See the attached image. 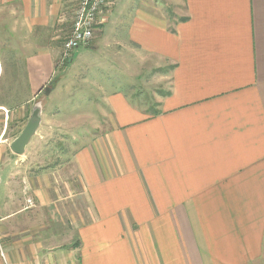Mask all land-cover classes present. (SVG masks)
Returning <instances> with one entry per match:
<instances>
[{"label": "crops", "instance_id": "0c3cea01", "mask_svg": "<svg viewBox=\"0 0 264 264\" xmlns=\"http://www.w3.org/2000/svg\"><path fill=\"white\" fill-rule=\"evenodd\" d=\"M70 1L0 0V264H264V0H185L175 32L161 1L109 2L99 70L113 23L114 45L173 65L170 94L150 115L108 80H79L96 95L65 160L77 179L52 181L67 165L45 164L33 138L14 154L21 130L8 132L36 99L45 124L48 99L91 65L81 49L57 69Z\"/></svg>", "mask_w": 264, "mask_h": 264}, {"label": "rangeland", "instance_id": "374dc122", "mask_svg": "<svg viewBox=\"0 0 264 264\" xmlns=\"http://www.w3.org/2000/svg\"><path fill=\"white\" fill-rule=\"evenodd\" d=\"M78 1L79 0H72V2L70 1L69 3L71 7L69 12L66 14L68 22H73ZM118 1L119 0H110L109 2L111 5L112 2L115 4ZM156 1H161L165 4L164 6L167 10L169 24L171 27H174L175 23L186 13L185 0ZM107 14L109 13L103 12L100 16V20H102L103 17L105 18ZM111 15L112 12L110 11L109 17ZM110 26H112V28L110 27V69L102 68L103 70H99V64L101 61L96 60L97 57L105 54V52L102 51L96 53L94 50H92L98 35H100V30L97 28L92 42L86 48H82V50L80 49L81 52H85L87 54V58H85L86 63L88 62L91 65L88 64L89 67H86L80 64L76 68L77 71H75V74H72L75 75L73 78L76 79V82H78V85H76L75 89H72L73 97L68 95L72 92L68 93L66 88L63 89L64 91L57 92L51 97L50 92V94L47 96L50 97L48 99L50 101V103L48 101V105L51 106L50 114L48 113V115L45 117V124L42 123L40 129L38 130L39 135H35L33 137V142L31 143V148L34 150L44 149L48 152H52L51 156L44 157L46 160L45 164H49L53 167H58L61 164H65V160L68 159V153L74 152L85 141L82 139L83 136L80 133L83 134L84 132L85 136H87L85 130H87L86 128L90 126H86L88 125L86 121H89L86 116L91 115V113L95 111V109L92 111L88 108L87 102L90 101L92 96L94 97L96 94L92 92V89L94 88H90V84H80L79 80L84 79L85 82H90V80L92 82H94V80H108L110 82V90L121 89L126 94L129 93L128 95L130 96L132 103L143 110H148L158 104L160 98L163 95L162 93L169 91L171 87V73L173 70V65L168 62L164 67L155 69L154 59L150 58L147 59V61H142L143 59L139 58L141 56H138L136 52H132L130 46H127L126 44L118 45V43L114 45V39H119L120 37V39L124 40V33L113 26V23H110ZM65 38V36L63 37V35H61L59 39L61 46ZM113 46L117 49L116 53L117 51L119 52L118 57L114 56L115 50L113 49ZM92 60H94V62ZM73 68H75V65ZM103 75L105 76L102 77ZM107 77L110 79H107ZM37 100L39 99H36V101ZM71 100H75V104L77 103L78 105H72V107L69 104V108H67L66 104L71 102ZM55 117L57 119L55 120L58 123L52 119ZM28 120L29 118L26 119L24 124L18 128L12 126L8 134L14 133L16 130L17 132L20 130L22 131ZM51 122H55L54 125H50L52 124ZM79 131L80 133L77 134L76 132ZM34 158L37 159L36 157ZM65 165H67L66 169H58L56 172H54L55 174H51L52 181H69V179H77V177L74 178L75 173L73 174V169L70 167L72 165L70 163Z\"/></svg>", "mask_w": 264, "mask_h": 264}, {"label": "built area", "instance_id": "2783aa9c", "mask_svg": "<svg viewBox=\"0 0 264 264\" xmlns=\"http://www.w3.org/2000/svg\"><path fill=\"white\" fill-rule=\"evenodd\" d=\"M108 2L109 0L78 1L72 28L62 44V50L57 61V69L71 64L76 52L86 48L92 42L95 31L98 28L99 18L107 7ZM3 135L0 136V142L3 139ZM27 203L29 206H34L31 198L27 199Z\"/></svg>", "mask_w": 264, "mask_h": 264}, {"label": "water", "instance_id": "95a60500", "mask_svg": "<svg viewBox=\"0 0 264 264\" xmlns=\"http://www.w3.org/2000/svg\"><path fill=\"white\" fill-rule=\"evenodd\" d=\"M51 88L45 89V95H49ZM43 99H39L33 106L31 115L21 133L11 142V150L16 155H24L31 139L37 134L42 124Z\"/></svg>", "mask_w": 264, "mask_h": 264}, {"label": "trees", "instance_id": "16d2710c", "mask_svg": "<svg viewBox=\"0 0 264 264\" xmlns=\"http://www.w3.org/2000/svg\"><path fill=\"white\" fill-rule=\"evenodd\" d=\"M186 19H187V17H182V18L180 19V21H185ZM170 30H171L172 32H175V28H174V27H171ZM67 65H69V64H67ZM67 65H66V66H67ZM162 94H163L162 96L169 95V94H170V91L163 92ZM134 98H135V97H134ZM159 106H160V104H159V102H158V104H156L154 107H151L150 109L145 110V111H146L148 114H150V115H158V114L160 113Z\"/></svg>", "mask_w": 264, "mask_h": 264}]
</instances>
